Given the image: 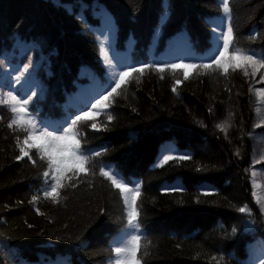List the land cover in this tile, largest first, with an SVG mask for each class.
<instances>
[{
	"label": "trees",
	"instance_id": "16d2710c",
	"mask_svg": "<svg viewBox=\"0 0 264 264\" xmlns=\"http://www.w3.org/2000/svg\"><path fill=\"white\" fill-rule=\"evenodd\" d=\"M224 46L264 0H0V264H264Z\"/></svg>",
	"mask_w": 264,
	"mask_h": 264
},
{
	"label": "rangeland",
	"instance_id": "374dc122",
	"mask_svg": "<svg viewBox=\"0 0 264 264\" xmlns=\"http://www.w3.org/2000/svg\"><path fill=\"white\" fill-rule=\"evenodd\" d=\"M216 64L223 69H240L251 75L253 86L256 89L254 97V133L252 139V156L250 164V182L253 198L264 216V61L258 58L230 54L227 46L222 49ZM24 80L31 76V72L24 67ZM2 76L0 80H2ZM41 95L40 91H37ZM32 147H35L32 145Z\"/></svg>",
	"mask_w": 264,
	"mask_h": 264
}]
</instances>
